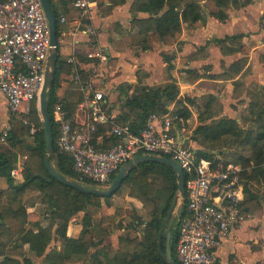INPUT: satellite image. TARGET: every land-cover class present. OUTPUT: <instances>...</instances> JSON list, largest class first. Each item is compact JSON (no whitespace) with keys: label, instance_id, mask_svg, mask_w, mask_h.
Listing matches in <instances>:
<instances>
[{"label":"crops","instance_id":"crops-1","mask_svg":"<svg viewBox=\"0 0 264 264\" xmlns=\"http://www.w3.org/2000/svg\"><path fill=\"white\" fill-rule=\"evenodd\" d=\"M133 2L134 0H125L122 5L110 7L108 0H96L91 19L86 24L90 31L81 27L75 29L77 11L70 0H52L53 10L58 14L57 51H68L59 66L56 101H60L71 112L70 116L77 112L84 99L80 85L72 80L77 73L82 81L92 84L94 91L103 94V107L113 123L128 122L136 129L140 126V120L137 119L136 113H131L126 107V100L140 89L172 83L178 88L177 99L184 102L192 117H195L190 108L194 105L193 99L207 97L209 105L217 103L218 109L223 106V110L220 116L207 119L206 123L220 118H229L239 123L234 110L237 107L238 111H243L242 118L246 115L251 103L247 88H253L259 94L264 93V65L261 61L264 57V0H251L250 4L240 10L228 9L224 22L208 15L203 25L185 24L178 37L169 38L164 43L160 42L155 33L149 34V48L144 52L130 45L132 36L135 35V31L131 29L130 8ZM61 17L67 19L66 25L59 23ZM146 17L149 15L137 13V18ZM236 35L241 38L219 42L225 37ZM97 49L105 52L106 62L88 57ZM70 58L73 59L72 63L68 62ZM169 59L172 69L167 70ZM239 60H242L240 71H229L230 65ZM247 68L249 69L246 72ZM188 100L191 103H188ZM167 108L173 109V103ZM209 111L213 109L209 108ZM8 118L5 99L0 94V124ZM199 122L200 119L196 121V127L200 125ZM176 125H179V129ZM184 126L174 123L176 133L182 138H187L193 147L203 149L193 139L192 130H186ZM101 138L98 137L96 142L100 143ZM7 146L6 140V143L0 146V153L5 155V159L13 161V169L17 162H22H14L9 156L12 148ZM51 163L53 166L52 161ZM21 182L18 179L17 184ZM258 186L261 187L260 192L257 190ZM7 189V178L0 176V191ZM116 193L117 191L112 196H116ZM110 197H100L98 206L87 205L83 211L72 215L68 220L66 235L78 238L83 228V216L87 214L90 219L86 225H89L91 230L87 239L92 241L93 245L88 249L85 259L70 261L67 264H114L111 260L121 250L119 238L127 233L132 237H141L136 230H133L136 235L131 233V225L123 221L116 224L112 220L109 223L111 228L106 229L102 217L113 215L115 209L113 212L102 214V201ZM127 197L133 198L129 195ZM241 205L244 219L240 227L232 229L228 238L217 248L216 264H264V185L250 182L245 186L244 183ZM34 206L36 204L25 207L23 229L36 233L38 226L46 227L51 220L48 213L44 217L30 220L29 213L33 211ZM181 212L182 207L178 213ZM78 215H81L80 219L76 218ZM10 229L7 220L0 226V264L5 257L15 259L20 264H25L26 261L34 264L33 259L38 260L37 264H47L48 253L63 250L62 240L55 233L56 225L52 226L51 238L46 245L40 241L24 243L19 234H13ZM104 230L110 233H104ZM93 254H96L94 261Z\"/></svg>","mask_w":264,"mask_h":264},{"label":"built area","instance_id":"built-area-1","mask_svg":"<svg viewBox=\"0 0 264 264\" xmlns=\"http://www.w3.org/2000/svg\"><path fill=\"white\" fill-rule=\"evenodd\" d=\"M95 3L96 0H71L77 11L75 29L90 30L86 24ZM59 23L66 25L67 19L61 17ZM49 50L48 21L40 0H0V94L9 113V118L0 124V146L12 133L14 120L27 125L24 118L31 103L36 102L38 107ZM88 57L107 61L101 49ZM68 62L72 63L73 59ZM72 80L80 85L84 97L77 112L70 116L60 101L51 105L58 127L55 150L70 159L71 180L81 185L107 186L119 168L132 158L142 155L171 158L182 171L185 191L176 261L216 264L217 248L244 219L241 204L246 168L232 160H223L214 151L190 145L187 138L176 133L174 118L169 114H150L136 130L128 122L113 123L103 107V94L94 91L92 84L82 81L77 73ZM99 127H108L117 142L107 149L97 148L92 135ZM29 133H35L34 127ZM21 172L22 164L17 162L10 177L20 179Z\"/></svg>","mask_w":264,"mask_h":264},{"label":"trees","instance_id":"trees-1","mask_svg":"<svg viewBox=\"0 0 264 264\" xmlns=\"http://www.w3.org/2000/svg\"><path fill=\"white\" fill-rule=\"evenodd\" d=\"M108 1L111 5L110 7L122 5L125 2V0ZM49 2L52 4V0H49ZM250 2L251 0H212L214 10L210 11L208 15L219 22H224L227 19L226 11L228 9L233 8L238 10L247 6ZM130 10L132 13L131 29L135 31L130 45L138 47L143 52L149 48L147 45L149 34L155 33L160 42L164 43L169 38L178 37L183 25H203L206 21V15L203 13L202 4L198 0H134ZM54 13L58 18V14L55 10ZM137 13L147 14L149 17L137 18ZM239 38H241L240 35L225 37V39L219 40V42L222 43L227 40H237ZM261 61L264 65V57H262ZM241 63L242 60L234 62L230 65L229 71L238 73L241 68ZM170 69H172V66L170 65L169 59L167 70ZM248 69L249 68L246 69V72ZM189 72L194 73L193 71ZM59 74V67L56 63L54 79L46 94L53 133L54 149L51 159L54 164L53 168L56 171L63 174L68 179H72L73 174L70 159L64 155L58 154L55 150L58 130L51 105L57 99L55 93L59 84ZM254 90L253 88H247V94L251 98L250 107L248 109L250 111L249 114L253 116L256 114L258 118L262 119L264 115V93L259 94L258 91L255 90V92ZM178 93V88L172 83H166L162 86L150 89L143 88L136 94H132V96L126 100V107L131 113H136L137 119L140 120V126H138V128L142 126L146 117L153 113L169 114L174 118V123L183 124L184 126L191 117V113L184 105V102L177 99ZM170 103H173V109L168 110L167 107ZM188 103H191V101L188 100ZM209 106V104L206 105V111H209ZM62 107H64V105H62ZM260 108L261 110L257 111ZM64 110L68 114H71L66 107H64ZM37 111L36 102H32L29 113L31 119H29L28 116V125L26 127L24 126V128H26L25 133L27 138H16L10 135L7 139V142L10 141V148L22 144L24 150L30 154V160H35L33 167L35 169L38 168L37 173L31 170H24V172L22 170V182L13 184L10 177L13 161L5 159V155L0 153V176H4L8 180V189L6 191H0V200L3 197H7L5 203H0V226L7 220L10 224V231L12 230L11 232L13 234L18 233L22 242L31 243L40 241L46 245L51 238L52 226L56 225L55 233L62 240L63 250L62 252L53 250L48 253L46 256L47 264H67L70 261H81L87 257L88 249L93 245V242L87 239L91 230L89 225H86V222L89 221L90 218L87 214L83 216V228L78 238H71L66 235L67 223L72 215H76L78 212L83 211L87 205L98 206L100 197L87 195L73 188L63 186L47 173L43 165L45 153L44 131L42 122L36 116ZM207 119H210L209 114L205 115L203 119H200V125L193 130V139L205 150H212V147L217 146L219 144L218 142L224 137L231 138L241 134L239 125L235 120L220 118L206 123L205 121ZM32 127L35 129L34 134L29 133ZM184 127L186 128V126ZM108 129V127H99L92 135V143L95 144L97 148L107 149L117 142V139L109 134ZM98 137H102L100 143L96 142ZM26 139H28L29 144L25 142ZM245 141L246 140L243 139V142ZM249 141L253 143L251 150L254 153L253 156L251 155V159H246L242 164L243 167L251 170L250 172L246 170V173H243V179L246 180L244 182L245 186L250 182L264 185V122H262L258 130L255 131L254 136L249 137ZM235 163L239 162L236 161ZM156 171H159L167 182L168 191H166L167 198L164 207L160 212L158 209L150 210L151 217L147 222L141 220L139 217L133 221V227L144 225L145 232L140 238L138 236L132 237L128 233L119 238L121 250L115 254L111 260L114 264H165L158 252L156 239L158 231L177 191L178 178L175 171L170 166L164 164L154 162L140 163L132 168L121 186L127 184L131 189L129 196L141 202H143L142 200L145 198H149L153 201L154 199L150 196V191L152 189L150 177L158 173ZM83 186L85 185L83 184ZM134 188L136 190H134ZM32 189L46 198L47 202H45L46 204L48 203L47 213L51 220L46 227L38 226L36 233H34L33 230L25 231L23 229L25 208L21 205V198L26 191ZM134 191L136 192L135 195ZM182 201L183 206L180 217L183 215L185 209L184 198H182ZM13 203H16V205H12ZM178 225L179 221L176 224L175 233H171L170 239V250L172 258L176 263L177 261L174 255L177 243ZM104 233L110 232L104 230ZM13 234L11 235L13 236ZM165 235L164 229L160 241L162 252L165 250ZM95 256L96 254H93V261ZM2 264H20V262L5 257ZM25 264H29V262L26 261Z\"/></svg>","mask_w":264,"mask_h":264},{"label":"rangeland","instance_id":"rangeland-1","mask_svg":"<svg viewBox=\"0 0 264 264\" xmlns=\"http://www.w3.org/2000/svg\"><path fill=\"white\" fill-rule=\"evenodd\" d=\"M199 2H201L202 4V8H203V13L207 16L209 14L210 11H213V3L212 0H198ZM233 9V8H230ZM237 10V9H236ZM240 10V9H238ZM58 49V48H57ZM68 51H64L62 53L61 49L57 51V56H58V67L60 66L61 63H63V61L65 60V55L67 54ZM160 86L164 85V84H159ZM264 99V97H263ZM194 105L191 106V110L192 113L195 114V117H191L188 119V123L185 124L186 126V130H193L196 128V121H198V119H203L205 115L209 114V118L212 119L213 117H218L222 114V110H223V106L222 108L218 109V104H211L209 106L210 109H213V111H206V105H208L207 102V97H202V98H194ZM242 106V105H241ZM212 107V108H211ZM240 107V105H239ZM24 105H21L20 110H23ZM227 108V105H226ZM257 110V109H256ZM261 110L258 109L257 111ZM235 116L238 120V125H239V131L241 132L240 135L231 137V138H223L221 141H219L217 146H213L212 150H207L208 152H220L218 154H220L221 158L223 160H232L234 162L238 161L239 164H243V162H245L246 159H251V155L253 156L252 152V146L253 143L249 141V137L254 136L255 131L258 130L259 126L262 124V122H264V115L262 116V119L258 118L257 115L255 114V116L250 115L249 114V110L246 111V115L242 118V113L243 111H238L237 107H235ZM30 112V111H29ZM29 116V114H28ZM27 116V117H28ZM36 116L38 117V119L41 121V117L39 114V111L36 112ZM24 118L27 120V125H28V118ZM197 119H194L196 118ZM19 119V118H18ZM29 119H31V117L29 116ZM244 119V120H243ZM20 120H14L13 122V131L11 133V135L13 137L16 138H27V135L25 133L26 128H24V126L26 127L27 125H23L22 123H19ZM210 122L207 121V123ZM200 123V122H199ZM179 125H176V128L179 129L178 127ZM21 136V137H20ZM243 139L246 140L245 142H243ZM27 144L28 143V139H26L25 141ZM10 141L7 142V147H9ZM6 147V149L8 150V148ZM9 156L14 160V162L16 161H20L22 162V170L24 172V170H31L34 173H37L38 168L35 169L33 167L35 160H30V154L28 152H26L21 145L15 146L12 148V150H10V154ZM236 160V161H235ZM51 161H53L51 159ZM25 164V165H24ZM246 168V167H244ZM247 172L251 171L249 168L246 169ZM158 173H156L154 176L151 175L152 177H150V183L152 186V189L150 191V196L152 197V199H154L153 201H151L149 198H145L144 200H142L143 202H141L140 200L136 199V198H128L127 195H129V193L131 192V189L129 188V186L127 184H124L121 186V188L117 191L116 196H112L110 197V199H106L103 200V208L101 213L102 214H106L107 211L109 212H113L114 214L111 216H105L102 217V219L104 220L103 222L106 223V229L107 228H111V225L109 224L110 222H115L116 224H118L119 222L123 221L124 223H126L127 225H131L130 227V232L133 233V230L137 232V234L139 235H143V233L145 232V226L141 225L139 227H133L132 223L135 219H137V217H139L141 220L147 222L150 220L151 217V213L150 210L153 209H158L159 212L163 209L165 201H166V195H167V182L166 180L163 178V176L160 174L159 171H156ZM246 173V172H245ZM115 176V175H114ZM12 179V183L13 184H17L18 183V179ZM20 180L22 181V179L20 178ZM246 181V180H244ZM85 187L87 188H97V189H106L103 188V186L97 185V184H93V183H84ZM138 188V187H137ZM261 189L260 186H258L257 190L259 191ZM134 190H136L134 188ZM260 192V191H259ZM135 191H134V195H135ZM249 195V194H248ZM247 195V196H248ZM247 199V198H246ZM7 200V197H3L2 198V204L5 203V201ZM46 198L40 194L39 192H37L36 190L32 189L29 191H26L25 194L22 196L21 198V205H23V207L25 208L28 205H34L36 204V206H34L33 211H30L29 215V219L32 220L33 218H37V217H44L47 212H48V208H47V204H46ZM182 197H178V203L175 207V210L169 220V223L167 225V227L165 228V233L167 234L168 232L170 233H175V228H176V224L179 221V217L180 214L178 213L180 208L183 206L182 203ZM12 205H16V203H13ZM157 207V208H156ZM33 216V217H32ZM76 218H81V215H78ZM108 219V220H107ZM135 226V225H134ZM136 235V233H133ZM166 237V235H165ZM175 256V255H174ZM30 258V257H29ZM176 259V258H175ZM34 264H37L38 260L33 259Z\"/></svg>","mask_w":264,"mask_h":264},{"label":"water","instance_id":"water-1","mask_svg":"<svg viewBox=\"0 0 264 264\" xmlns=\"http://www.w3.org/2000/svg\"><path fill=\"white\" fill-rule=\"evenodd\" d=\"M41 6L43 8L44 14L48 21L49 27V38H50V50L49 56L47 61V70L44 77L43 86L41 88L39 99H38V111L41 117V122L43 125L44 131V139H45V153L43 157V165L47 173L54 178L58 183L62 184L63 186L73 188L78 192L87 194V195H95L102 198H108L112 196L121 186L122 182L126 179L130 171L134 166L144 162H154L158 164H164L173 168L177 175V191L173 198V202L162 222V225L157 234V248L158 252L164 261L165 264H177L173 258L172 253L170 250V239L171 233L168 232L165 237V250L162 252L160 247L161 235L170 220L175 207L178 203V197H183L185 194L184 191V183H183V174L179 166L171 159L159 156H152V155H142L135 158L130 159L126 162L123 166L119 168L116 172L114 178L110 182L109 186L106 189H97V188H87L76 181L68 179L63 174L56 171L51 163V158L53 155V133H52V125H51V116L47 104L46 94L48 89L50 88L54 75L56 72V63H57V17L54 13V10L49 2V0H40Z\"/></svg>","mask_w":264,"mask_h":264}]
</instances>
